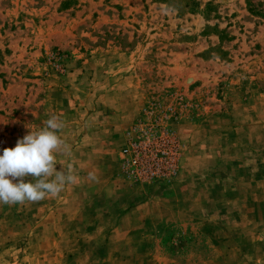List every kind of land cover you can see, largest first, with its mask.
<instances>
[{"label":"rangeland","instance_id":"374dc122","mask_svg":"<svg viewBox=\"0 0 264 264\" xmlns=\"http://www.w3.org/2000/svg\"><path fill=\"white\" fill-rule=\"evenodd\" d=\"M51 115L78 180L0 204V264H264V0H0V154ZM140 124L173 178L120 173Z\"/></svg>","mask_w":264,"mask_h":264},{"label":"clouds","instance_id":"9594fccd","mask_svg":"<svg viewBox=\"0 0 264 264\" xmlns=\"http://www.w3.org/2000/svg\"><path fill=\"white\" fill-rule=\"evenodd\" d=\"M65 121L51 115L38 130L29 129L14 148L0 154V204L39 202L59 195L78 177L60 164L57 157L70 158L71 146L62 136ZM61 168L57 170V165ZM31 177V180H27ZM89 178L95 180L94 173Z\"/></svg>","mask_w":264,"mask_h":264},{"label":"built area","instance_id":"2783aa9c","mask_svg":"<svg viewBox=\"0 0 264 264\" xmlns=\"http://www.w3.org/2000/svg\"><path fill=\"white\" fill-rule=\"evenodd\" d=\"M179 156V141L173 130L152 131L140 124L126 134L119 170L133 183L169 180L177 173Z\"/></svg>","mask_w":264,"mask_h":264},{"label":"crops","instance_id":"0c3cea01","mask_svg":"<svg viewBox=\"0 0 264 264\" xmlns=\"http://www.w3.org/2000/svg\"><path fill=\"white\" fill-rule=\"evenodd\" d=\"M115 192H131V190L126 185H121Z\"/></svg>","mask_w":264,"mask_h":264}]
</instances>
